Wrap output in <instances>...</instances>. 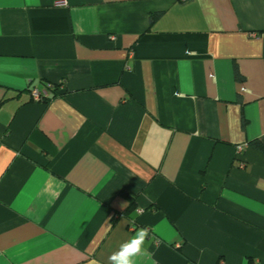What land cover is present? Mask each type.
Segmentation results:
<instances>
[{
  "label": "crops",
  "instance_id": "crops-1",
  "mask_svg": "<svg viewBox=\"0 0 264 264\" xmlns=\"http://www.w3.org/2000/svg\"><path fill=\"white\" fill-rule=\"evenodd\" d=\"M144 228L137 264H264V0H0V264Z\"/></svg>",
  "mask_w": 264,
  "mask_h": 264
},
{
  "label": "clouds",
  "instance_id": "clouds-1",
  "mask_svg": "<svg viewBox=\"0 0 264 264\" xmlns=\"http://www.w3.org/2000/svg\"><path fill=\"white\" fill-rule=\"evenodd\" d=\"M147 236L146 228L139 229L135 236L109 257V264H137V260L145 254L144 243Z\"/></svg>",
  "mask_w": 264,
  "mask_h": 264
},
{
  "label": "built area",
  "instance_id": "built-area-1",
  "mask_svg": "<svg viewBox=\"0 0 264 264\" xmlns=\"http://www.w3.org/2000/svg\"><path fill=\"white\" fill-rule=\"evenodd\" d=\"M54 89L55 86L53 85H48L46 87V89L44 90H40V89H37V88H33L32 89V93H33V96L36 100H43L45 98H47L49 96V89Z\"/></svg>",
  "mask_w": 264,
  "mask_h": 264
},
{
  "label": "trees",
  "instance_id": "trees-1",
  "mask_svg": "<svg viewBox=\"0 0 264 264\" xmlns=\"http://www.w3.org/2000/svg\"><path fill=\"white\" fill-rule=\"evenodd\" d=\"M159 15H160V13H156V14H152V15H151V17H150V22H151V24H153V23L155 22L156 18H157ZM47 98L49 99V96H48ZM47 98H45V99H47ZM258 146H259V144H258ZM259 147H260V146H259ZM130 198L132 199L131 207H133V199H134V197H130Z\"/></svg>",
  "mask_w": 264,
  "mask_h": 264
}]
</instances>
